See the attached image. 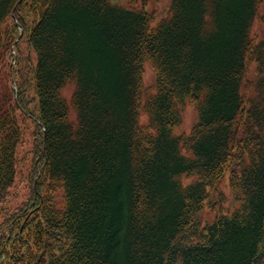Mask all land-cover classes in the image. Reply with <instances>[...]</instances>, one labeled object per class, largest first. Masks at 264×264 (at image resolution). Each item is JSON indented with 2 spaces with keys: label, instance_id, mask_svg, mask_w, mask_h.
Returning <instances> with one entry per match:
<instances>
[{
  "label": "trees",
  "instance_id": "trees-1",
  "mask_svg": "<svg viewBox=\"0 0 264 264\" xmlns=\"http://www.w3.org/2000/svg\"><path fill=\"white\" fill-rule=\"evenodd\" d=\"M128 1L0 0V264H264V0Z\"/></svg>",
  "mask_w": 264,
  "mask_h": 264
},
{
  "label": "rangeland",
  "instance_id": "rangeland-1",
  "mask_svg": "<svg viewBox=\"0 0 264 264\" xmlns=\"http://www.w3.org/2000/svg\"><path fill=\"white\" fill-rule=\"evenodd\" d=\"M117 1V0H116ZM122 1V0H119ZM141 1V0H138ZM170 0H147V7L149 9L155 8L158 12V18L161 15H164L167 12V8L169 5ZM156 74H155V69L151 63V61H146L144 65V72H143V80L147 85H151L153 81L155 80ZM74 90V85H68L63 89V93L66 95V97L69 98V96L72 94ZM147 115L145 111H142V116H141V121L144 122L146 121ZM198 119V111L193 103H188L184 110H183V120L179 123L176 124L173 128V132L175 134H181V133H188L191 131V128L193 124L197 121ZM228 177L229 174L226 175L224 179V187L229 190L228 186Z\"/></svg>",
  "mask_w": 264,
  "mask_h": 264
}]
</instances>
